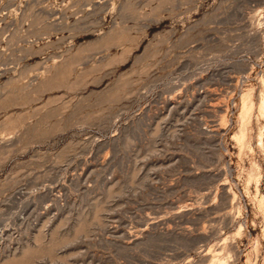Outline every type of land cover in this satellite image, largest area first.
I'll list each match as a JSON object with an SVG mask.
<instances>
[{
	"label": "rangeland",
	"instance_id": "rangeland-1",
	"mask_svg": "<svg viewBox=\"0 0 264 264\" xmlns=\"http://www.w3.org/2000/svg\"><path fill=\"white\" fill-rule=\"evenodd\" d=\"M263 98L264 0H0V264H264Z\"/></svg>",
	"mask_w": 264,
	"mask_h": 264
},
{
	"label": "bare ground",
	"instance_id": "bare-ground-1",
	"mask_svg": "<svg viewBox=\"0 0 264 264\" xmlns=\"http://www.w3.org/2000/svg\"><path fill=\"white\" fill-rule=\"evenodd\" d=\"M252 107H253V102L249 99L248 94L244 95L242 98V114H241L243 127H245V125L248 123L249 120L248 117ZM261 107L264 109V98ZM243 130L244 129H242L241 131Z\"/></svg>",
	"mask_w": 264,
	"mask_h": 264
}]
</instances>
